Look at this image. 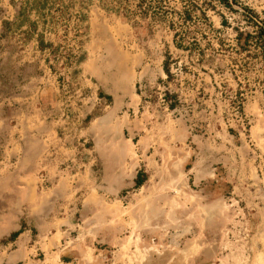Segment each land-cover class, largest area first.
Instances as JSON below:
<instances>
[{"label":"rangeland","instance_id":"rangeland-1","mask_svg":"<svg viewBox=\"0 0 264 264\" xmlns=\"http://www.w3.org/2000/svg\"><path fill=\"white\" fill-rule=\"evenodd\" d=\"M22 1L0 0V264H264V53L235 39L264 0L212 1L183 49L59 0L70 65L2 37Z\"/></svg>","mask_w":264,"mask_h":264},{"label":"trees","instance_id":"trees-1","mask_svg":"<svg viewBox=\"0 0 264 264\" xmlns=\"http://www.w3.org/2000/svg\"><path fill=\"white\" fill-rule=\"evenodd\" d=\"M59 0H23L17 6L16 15L13 22H3L2 37L15 31H20L23 39L27 40L36 37L37 50L40 52L47 51L51 60L55 63L59 59L71 64L76 56L67 51L63 40L67 34V28L71 17L67 13V7ZM98 5L105 11L119 14L126 21L137 24L138 21L146 23L165 24L167 29L172 32V40L176 48H186L183 46L191 39V32L188 30V23H200L211 27L206 17V9H212V1L232 9V0H177L178 9L170 6L172 0H97ZM250 18L249 26L254 27V32L239 31L236 32V44L241 50L257 47L264 53V22H254L252 19L258 17L252 10L246 9ZM55 12V13H54ZM34 15L35 20H30ZM225 24L224 21L221 22ZM56 27V28H55ZM57 27H64V35L61 41L54 45L53 42H45L44 34H51L57 37ZM25 28L23 31L21 29ZM195 39V38H194ZM193 39V40H194ZM195 43V40L192 41ZM78 59L77 61H79ZM48 62V60H46ZM164 73L169 76L167 62L163 64ZM166 99L172 98L169 93L165 94ZM175 103L168 105V109H173ZM142 175V174H140ZM138 175L134 181V187L139 188L144 182V178ZM18 235L14 233L10 239Z\"/></svg>","mask_w":264,"mask_h":264}]
</instances>
